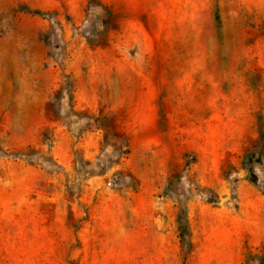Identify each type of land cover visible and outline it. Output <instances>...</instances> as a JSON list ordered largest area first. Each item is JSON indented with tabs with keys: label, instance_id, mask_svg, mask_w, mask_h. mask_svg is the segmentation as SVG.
Returning <instances> with one entry per match:
<instances>
[{
	"label": "rangeland",
	"instance_id": "374dc122",
	"mask_svg": "<svg viewBox=\"0 0 264 264\" xmlns=\"http://www.w3.org/2000/svg\"><path fill=\"white\" fill-rule=\"evenodd\" d=\"M121 17L88 3L0 23V52L35 41L53 84L33 135L1 82L0 264H264V0Z\"/></svg>",
	"mask_w": 264,
	"mask_h": 264
},
{
	"label": "crops",
	"instance_id": "0c3cea01",
	"mask_svg": "<svg viewBox=\"0 0 264 264\" xmlns=\"http://www.w3.org/2000/svg\"><path fill=\"white\" fill-rule=\"evenodd\" d=\"M175 0H5L4 6H0V23L8 22V10L18 7L25 9H66L69 11L80 10L86 4L93 3L100 8H113L123 10V17L120 21L125 24H141L137 21L140 17H145L154 23L171 24L173 18V8ZM148 22V21H147ZM38 32H33L32 40H37ZM35 41H32L28 49H22L20 55H9L8 52H0V65L13 66L12 71H2L0 74L1 82L5 87L11 89L12 102L16 105H25L29 107L32 114L31 121L35 123L31 127L33 135L45 123V105L47 104L46 90L53 84L47 85L40 79L42 68L45 62V53L35 50ZM40 46V43H37ZM39 48V47H38ZM37 48V50H39ZM102 64V61L97 64ZM20 64L23 70L20 69ZM9 73L12 75L9 77ZM93 74V73H92ZM98 76L91 77L90 88L98 89L100 87ZM79 87H76L78 89ZM102 88V86H101ZM75 100L82 105L105 104L102 97L82 96L80 91H76ZM106 264V258H105Z\"/></svg>",
	"mask_w": 264,
	"mask_h": 264
},
{
	"label": "built area",
	"instance_id": "2783aa9c",
	"mask_svg": "<svg viewBox=\"0 0 264 264\" xmlns=\"http://www.w3.org/2000/svg\"><path fill=\"white\" fill-rule=\"evenodd\" d=\"M48 17H49V16H48ZM50 19H51V18H50ZM51 21H53V19H51ZM87 23H88V20H87V19H86V20H83V28L86 27ZM89 33H90L89 31H86V32H85L86 35H88Z\"/></svg>",
	"mask_w": 264,
	"mask_h": 264
}]
</instances>
